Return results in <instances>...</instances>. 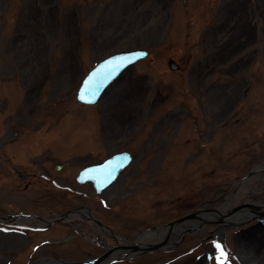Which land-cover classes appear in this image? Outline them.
Wrapping results in <instances>:
<instances>
[{"label":"rangeland","instance_id":"obj_1","mask_svg":"<svg viewBox=\"0 0 264 264\" xmlns=\"http://www.w3.org/2000/svg\"><path fill=\"white\" fill-rule=\"evenodd\" d=\"M138 47L148 55L100 101L76 100L96 62ZM119 151L132 162L96 200L62 190L33 200L51 191H24L10 170L39 175L40 163L62 162L66 174ZM263 199L264 0H0V213L84 205L107 226L102 236L111 228L113 245L125 246L194 209L225 213ZM213 213L160 249L118 251L110 264H217L216 243L227 264H264V223L237 213L217 240ZM66 219L77 227H0V264L106 250L80 234L77 216Z\"/></svg>","mask_w":264,"mask_h":264},{"label":"flooded vegetation","instance_id":"obj_2","mask_svg":"<svg viewBox=\"0 0 264 264\" xmlns=\"http://www.w3.org/2000/svg\"><path fill=\"white\" fill-rule=\"evenodd\" d=\"M112 137V136H111ZM102 160H99L100 162ZM95 162V163H98ZM43 163H40V166H38L37 171L39 172V175L37 173L32 172L31 170H22L18 171L15 166L10 167V170L14 171L18 176H20L24 180V191H51L49 194H38L39 197L33 198V200H51V196L60 190H62L64 193L63 195L65 198H69L70 196H77L80 198H85V196L91 197L92 199H100L102 195H106L110 188L114 185V183L121 178V175L123 173V170L118 176L115 177L113 182H111L109 185H107L100 193H97L96 188L93 186V182L90 177L86 178L84 181H80L78 179L79 172L85 168L88 165L94 164L91 162H87L80 166V168L77 169V171L73 172V170L68 171V173L65 174V164L62 162H55L52 165H47L48 168H45V166H41ZM131 164V162H130ZM129 164V165H130ZM127 165V167L129 166ZM126 167V168H127ZM69 170V169H68ZM30 178H34L31 180ZM49 179L48 181H46ZM37 180V181H35ZM35 182L39 184V186L35 185ZM61 188V189H60ZM40 190V191H39ZM33 194V193H31ZM71 210L74 211V216H77L80 221H82V227L80 228V234L88 241L89 244H92L93 246H96L98 248L107 249L113 246L115 244L113 241L115 234H113V231L111 228H109V233H105L104 237L102 236V227L105 225L100 220V218L96 215H93L91 211L86 208L84 205H77L74 207H68L63 212H55V211H46V210H32V211H11V212H3L0 213V227H2L4 231L10 232L15 231V229H12L13 227H24L28 231L37 232L44 228H47L50 224H58L62 225L67 228L77 227L74 222H71L70 219H64L60 222H55L57 220V217L59 214L63 215ZM51 220V221H49ZM42 223V225H37ZM90 224L91 230L88 231L85 224ZM74 224V225H73ZM262 222L255 221V224H253L251 227H256L257 225H261ZM104 225V226H102ZM106 228V226L104 227ZM247 232V229L240 228L238 229V233ZM213 234L215 235V238L217 240L221 239L222 230L219 228L213 231ZM111 240V242H108V240ZM63 241H61L62 243Z\"/></svg>","mask_w":264,"mask_h":264},{"label":"water","instance_id":"obj_3","mask_svg":"<svg viewBox=\"0 0 264 264\" xmlns=\"http://www.w3.org/2000/svg\"><path fill=\"white\" fill-rule=\"evenodd\" d=\"M140 53H144L147 55V50H145L144 48H133V49H128V50H121V51L112 53L108 55L107 57L103 58L102 60H100L87 73V75L81 81L76 91V99L79 102H82L85 104H95L98 100L101 99V97L103 96V94L105 93L109 85L116 78H118L127 68L133 66L137 60L142 59L146 56V55H143V56H140L139 58H136L137 54H140ZM119 58H132V62L128 63L126 60H122ZM109 62H112L113 66L116 63H122L125 66L117 69L115 73L110 76V78L104 80L103 79L104 74L110 70V68L108 67ZM168 65L172 70H175L178 68V65L172 60L168 62ZM94 74H95V77H94ZM89 80H93V84L97 87V94L95 97H92L91 95H86V98L82 100L80 99V94L86 86V81H89ZM89 100H91L92 102H88ZM125 157L127 159H125ZM130 161H131V155L128 152L115 153L111 157L107 158L101 163L83 168L79 172L78 179L80 181H84L86 178L90 177L89 179H91V181L93 182V185L96 188L97 193H100L107 185H109L114 180V178L122 171V169L126 165L129 164ZM107 171L112 172V177H108L106 175ZM247 210H250L251 213L257 216H251L250 218H247L246 220H250L253 217L258 218V219L264 218V210H262L260 206L251 204L248 202L242 205H239L235 208H232L231 210L225 213H222L216 209H196V210L186 213L184 216L176 220H173L167 224L152 228L154 231H157L160 229H166V236L160 242L148 244L144 247H138L137 245H134V244H129L125 246L119 245V246L113 247L110 250H106L101 256L93 260H85L81 262H66L62 260H57V263H53V264H105V263L115 260V258L108 260V258H110L108 256L112 251L119 250V248L120 249L128 248V250L130 251L144 250V249H146V251L147 250H157V249L162 248V246H164L167 243V240L170 238L171 233H173L174 229H177L181 225H187L186 223H189V221H195L197 223L196 225L208 224L210 222H213L210 219V215H212L213 212H216L217 218L215 219L214 222L218 224L219 226H222L225 223L227 224L231 222L230 219L238 218L239 214L237 213H243V211H247ZM65 216H67V214L58 217L57 220H61ZM150 230L151 229H148V230H145L144 232L146 233ZM183 231H185V229H183ZM135 241H132V242L135 243ZM29 264H51V263H46L44 260H37Z\"/></svg>","mask_w":264,"mask_h":264},{"label":"snow or ice","instance_id":"obj_4","mask_svg":"<svg viewBox=\"0 0 264 264\" xmlns=\"http://www.w3.org/2000/svg\"><path fill=\"white\" fill-rule=\"evenodd\" d=\"M143 55H146V54H144V53L137 54L136 58H139L140 56H143ZM119 59L126 60L128 63L132 62V58H119ZM123 66H125V65L122 63H116L113 66L112 62H109L108 67L110 68V70L104 74L103 79L106 80V79L110 78V76L112 74H114L117 69H119ZM94 77H95V74H94ZM96 94H97V87L93 84V80H89V81H86V86L80 94V99L84 100L86 98V95H91L92 97H95ZM88 102H92V101L89 100ZM125 159H127V158L125 157ZM106 175L108 177H112V172L107 171ZM215 247L217 250V255L215 257L217 264H227L228 253L225 251V249L219 243H216Z\"/></svg>","mask_w":264,"mask_h":264},{"label":"bare ground","instance_id":"obj_5","mask_svg":"<svg viewBox=\"0 0 264 264\" xmlns=\"http://www.w3.org/2000/svg\"><path fill=\"white\" fill-rule=\"evenodd\" d=\"M117 79V78H116ZM115 81V80H114ZM113 81V82H114ZM112 84V83H111ZM248 180V179H247ZM264 202V200H263ZM262 203V202H261ZM260 202H256V203H253L255 205H258L261 207L262 210H264V204H261ZM187 225L189 226H195L197 223L195 221H189V223H186ZM37 225H42V223L40 224H37ZM183 228L181 227H178L177 229H174L173 232H175V234H181L183 233ZM166 236V229H160V230H157V231H151V232H148V233H145L143 234L142 236H140L136 241L135 243L134 242H130V244H134V245H137L138 247H144L148 244H152V243H156V242H160L161 240H163ZM118 251H124L127 253V255L130 254V250H128V248H125V249H121V250H116V251H112L108 257V260L112 259V258H115V255L117 253H119ZM247 253V252H246ZM246 253H244L243 255H246ZM46 263H57V260L56 259H46L45 261Z\"/></svg>","mask_w":264,"mask_h":264}]
</instances>
